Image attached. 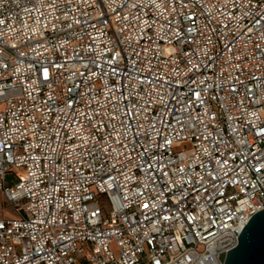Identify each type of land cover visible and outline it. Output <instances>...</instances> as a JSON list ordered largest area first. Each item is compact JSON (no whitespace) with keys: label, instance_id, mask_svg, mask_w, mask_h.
Masks as SVG:
<instances>
[{"label":"built area","instance_id":"2783aa9c","mask_svg":"<svg viewBox=\"0 0 264 264\" xmlns=\"http://www.w3.org/2000/svg\"><path fill=\"white\" fill-rule=\"evenodd\" d=\"M0 194V264H224L264 210V0H0Z\"/></svg>","mask_w":264,"mask_h":264},{"label":"water","instance_id":"95a60500","mask_svg":"<svg viewBox=\"0 0 264 264\" xmlns=\"http://www.w3.org/2000/svg\"><path fill=\"white\" fill-rule=\"evenodd\" d=\"M237 245L226 251L224 264H264V210L241 227Z\"/></svg>","mask_w":264,"mask_h":264},{"label":"rangeland","instance_id":"374dc122","mask_svg":"<svg viewBox=\"0 0 264 264\" xmlns=\"http://www.w3.org/2000/svg\"><path fill=\"white\" fill-rule=\"evenodd\" d=\"M24 173L23 169L20 170H14L12 173H9L7 177V185H13L16 180V173ZM105 201V199H103ZM17 212L14 208V206L7 201V199L0 195V219H6V218H15L17 216Z\"/></svg>","mask_w":264,"mask_h":264},{"label":"crops","instance_id":"0c3cea01","mask_svg":"<svg viewBox=\"0 0 264 264\" xmlns=\"http://www.w3.org/2000/svg\"><path fill=\"white\" fill-rule=\"evenodd\" d=\"M0 195H2V194H0Z\"/></svg>","mask_w":264,"mask_h":264}]
</instances>
